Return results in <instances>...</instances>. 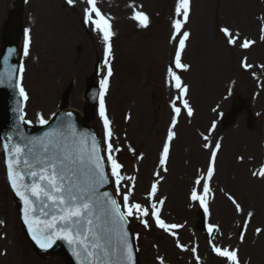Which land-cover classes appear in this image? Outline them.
<instances>
[{
    "label": "rangeland",
    "instance_id": "1",
    "mask_svg": "<svg viewBox=\"0 0 264 264\" xmlns=\"http://www.w3.org/2000/svg\"><path fill=\"white\" fill-rule=\"evenodd\" d=\"M13 1L15 0H0L2 11L0 48L2 25L11 12ZM41 1L31 0L25 13L31 6L37 7ZM50 1L61 11L69 36L66 48L68 52H72L70 59L73 63L71 67L66 62H62L60 63L61 72L52 71V67L47 65L49 59L42 55L44 60L40 61V58H36L31 65V60L26 58L23 51L24 32L20 61L24 72L20 84L28 94L23 112L25 119L31 121L32 127L41 125L39 116L49 120L62 94L70 88H72L69 92L71 108L79 111L81 115L89 114L90 105L83 100V92L85 82L92 76L86 64L91 61L93 63L99 57L95 40L84 36L78 17L70 13L67 5L63 8L61 0ZM170 1L103 0L101 7L98 8L105 17L110 18L112 32L120 36L115 41V47H112V58L109 64H114L115 76L110 82V90L104 96V102L113 131L112 143L114 148L120 149L113 155L123 165L122 175L135 177L132 202L150 207L148 202L142 199V195L151 191L153 168L167 140L164 130L174 116L173 101L181 108L174 137L177 140L174 142V149L180 151L182 155L179 160L180 166L176 169L173 159L171 175L163 181L160 188L166 189L169 198L163 210L166 221H169L166 223H176L183 227L181 232L177 231L180 234L178 242L188 251H179L175 245V239L158 233L149 219V228L142 226L135 231V235L141 239L140 257L144 264H160L161 259L164 264H195L190 249L197 247L202 258L201 264H228L211 255L207 240L195 229L196 202L187 198V193L192 188L190 187L192 178L196 181L201 175L206 174L204 172L200 175V169H198L199 167L207 168L210 160L212 149H206L204 144L219 142L221 149L217 153L214 184L217 183L218 188L225 190L227 195L223 198L220 194L222 190H220L216 194L217 202L211 205V222L222 233L219 243L214 245L222 249L224 246L233 249L234 246L240 251L238 253L240 264L246 261L245 264H264V260H258L256 256L258 246L262 245L264 249V231L258 239L249 235L258 227L257 220L264 219V210L259 209L264 203L257 205L259 201L264 202V194L261 196L252 193V186H259L264 190V178L257 179L255 176L258 175H253L264 167V67L257 71V75L248 76L240 71L237 65V60L242 54L241 49H243L238 46L242 42L240 40L242 36L248 37L252 32L257 35V29L264 28V25L259 24V18L264 24V0L190 1L189 17L183 29L190 33L184 49V57L187 61L184 63L189 67L187 71L174 70L180 75L183 84L188 87V93L182 99H187L192 107L191 117L183 109L182 100L177 99L179 92L166 70L164 71L167 78L166 86L163 87L162 84V70L179 39L178 37L176 41L172 40L174 32L172 24H167L161 16ZM81 4L80 0H75V6ZM134 10L141 11L151 18L152 24L147 31H134L135 24L137 27L140 26L137 21L131 19ZM53 11H56L55 7L45 5L46 27L50 25ZM76 11L80 13L78 8ZM24 16L21 17L22 23H24ZM175 19H182V17L175 15L173 20ZM220 26L227 27L234 34L236 32L239 34L237 46H226L227 37L220 30ZM89 28L94 31L95 38H99V41L104 43L102 34L96 30L95 26ZM26 30L31 40V30ZM36 30V27L32 29L33 40L30 41V45L37 40ZM77 45L82 47L80 54L75 53ZM39 47H42L41 42L36 43V48ZM203 48L207 51L203 52ZM49 58L51 59L50 56ZM263 58L264 56L262 59L256 58L250 61L264 62ZM236 102L238 107L234 109ZM233 109L234 122L228 128L222 127L221 117ZM90 123L100 138L102 149H106L99 105ZM213 124L215 129L211 130ZM254 127H256L255 130ZM205 135L209 136L207 142L203 139ZM180 143L185 146H181ZM187 148L194 155L193 162L188 157ZM130 149H134V152ZM103 155L106 156V152H103ZM105 163L115 196L122 204V195L116 194L110 166L107 165L106 160ZM172 169L176 174L172 173ZM1 176L3 172L0 165V264H67L60 253H55L52 257H40L26 246L20 233L12 198ZM174 179H176V184L173 186L176 197H171L169 194L171 187H167V184L171 185ZM179 181L182 185L178 187ZM122 184L125 187H122L121 192L125 191L132 181L124 180ZM214 189L216 190V187ZM229 195L239 204L242 203L243 210L238 214L235 206L228 199ZM248 213H252L250 218ZM131 221L132 225H138L140 222L136 219ZM4 225L5 227L1 228ZM241 225L248 227L240 231ZM244 234L247 235L245 238ZM150 236L153 237L152 240L149 239ZM241 236L243 240L240 239ZM160 248H162L161 251ZM185 256L187 260L184 259Z\"/></svg>",
    "mask_w": 264,
    "mask_h": 264
},
{
    "label": "snow or ice",
    "instance_id": "2",
    "mask_svg": "<svg viewBox=\"0 0 264 264\" xmlns=\"http://www.w3.org/2000/svg\"><path fill=\"white\" fill-rule=\"evenodd\" d=\"M72 4L73 0H67ZM97 0H87L89 8L85 12V22L91 23L96 30L102 34L104 41V65L107 68V75L100 81L101 91L99 93V115L104 126V137L106 149H102L99 142L93 136L89 144V137L85 133H78L71 122V113L67 116V124L58 129L44 133L41 137H24L23 144L11 143L13 137L8 136L9 143L4 144L7 153L6 168L7 179L12 191L23 203V221L28 227V232L36 245L43 250L50 248L57 240L65 241L72 249L78 264H136L133 253V246L129 240L127 224L130 219L139 220L145 228H149V219L154 221L155 226L168 235L176 237L175 229L181 225L166 223L160 215V206L163 200L155 202L157 184L151 185V191L147 200L150 207H145L141 203L132 202V190L135 187V177H125L122 175L123 165L113 155L119 152L118 147L114 148L112 143L113 131L111 121L108 119L104 96L108 90L109 77L112 76V68L109 58L112 54L111 38L114 33L111 30L109 19L105 17L96 6ZM190 12V0H177L175 13L177 17L172 23L174 29L172 40L178 39V47L175 50L174 68L169 67L168 77L174 82V87L179 92L177 99L182 100L183 109L189 117L193 115V109L187 99H182L188 93V87L183 84L180 75L176 70L187 71L188 65L182 62V54L186 47V41L190 33L184 31V25L188 21ZM94 14V15H93ZM131 19L138 22L141 27L147 28L149 17L141 11H133ZM221 31L230 45L237 46L238 33H232L227 27ZM264 33V29H261ZM24 55L29 54L30 37L25 31ZM264 39V35L261 36ZM255 42L244 39L239 43L243 49L250 48ZM245 69L252 66L246 60L242 63ZM264 67V66H262ZM176 69V70H174ZM24 72L23 65L18 70ZM16 69L9 73V80L12 79ZM22 79V76H21ZM3 81L0 80V83ZM19 96L23 101L28 100V94L22 84L17 83ZM19 113L18 124H30L25 120L22 108H17ZM174 116L171 121V128L167 133V140L163 144L159 163L163 167L168 161L170 143L175 137L172 131L176 127L177 118L181 114V108L172 103ZM39 123H48L43 116H39ZM215 129V124L211 130ZM203 139L209 141V136ZM206 149L211 148L210 160L207 167L206 176L201 175L196 179L195 184L202 185V194L194 187L191 190V200L197 202L208 213L206 197L210 191L209 184L215 173V163L217 153L221 149V144L205 143ZM134 152V149H130ZM106 152V156L102 155ZM243 158L241 157V160ZM105 160L111 169V177L114 178L116 194L122 195V204L118 203L109 192H101L100 189L109 183V176L105 170ZM158 175V173H157ZM264 178V167L258 173H253ZM124 180L132 181L126 190ZM228 199L235 206L239 213L242 211L241 205L231 196ZM159 205V206H158ZM252 213H248L250 218ZM219 231L218 227L208 225V232ZM260 229H257L259 234ZM243 240V236L240 237ZM176 246L182 251H188L179 242ZM193 253L196 249H191ZM213 251L219 257H223L228 264H240L238 250L220 248L213 245ZM160 264H164L163 259Z\"/></svg>",
    "mask_w": 264,
    "mask_h": 264
},
{
    "label": "water",
    "instance_id": "3",
    "mask_svg": "<svg viewBox=\"0 0 264 264\" xmlns=\"http://www.w3.org/2000/svg\"><path fill=\"white\" fill-rule=\"evenodd\" d=\"M12 98L14 100V113L16 115L17 105H16V97L14 93L12 95ZM9 101H10V94L0 89V138L5 134V131L7 129V124L10 121V117L8 115L9 104H10ZM14 122L18 124L15 116H14ZM21 131L18 133V135L21 134ZM16 136L17 133H14L12 136L13 137L12 140H15ZM60 241L64 242L62 247L65 250V252L70 256V259L72 260L73 264H78L76 257L72 253L71 247L65 241L57 240L56 242H60Z\"/></svg>",
    "mask_w": 264,
    "mask_h": 264
},
{
    "label": "bare ground",
    "instance_id": "4",
    "mask_svg": "<svg viewBox=\"0 0 264 264\" xmlns=\"http://www.w3.org/2000/svg\"><path fill=\"white\" fill-rule=\"evenodd\" d=\"M24 19L26 20V18H24ZM51 21H52V22H55V21H56L55 17L51 16ZM205 51H207V49L203 48V52H205ZM63 58L66 59V54H63ZM209 73L211 74V71H209ZM255 129H256V127H254V130H255ZM252 193H253L254 195H261V196H262V194H264V190H263L262 187H259V186H252ZM263 203H264L263 201H259V202H257V205L260 206V205L263 204ZM259 209H263V210H264V205H263V207H261V208H259ZM257 221L259 222V227L256 228V229H260V232H259V234H255L254 231H252V232H250V234H249V235H251V236H260V234H261L262 231H263L264 220H257ZM263 254H264V253H263V249H262L261 253L259 254V255L261 256V259H262V260L264 259V255H263Z\"/></svg>",
    "mask_w": 264,
    "mask_h": 264
}]
</instances>
